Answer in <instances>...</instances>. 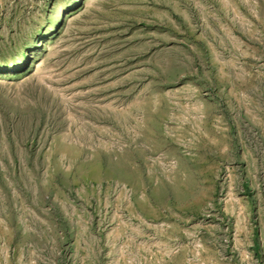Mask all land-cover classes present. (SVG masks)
Wrapping results in <instances>:
<instances>
[{
  "label": "rangeland",
  "instance_id": "obj_1",
  "mask_svg": "<svg viewBox=\"0 0 264 264\" xmlns=\"http://www.w3.org/2000/svg\"><path fill=\"white\" fill-rule=\"evenodd\" d=\"M0 264H264V0H0Z\"/></svg>",
  "mask_w": 264,
  "mask_h": 264
}]
</instances>
